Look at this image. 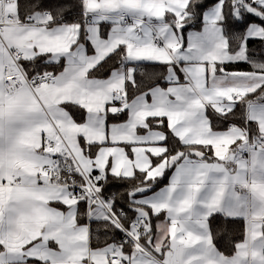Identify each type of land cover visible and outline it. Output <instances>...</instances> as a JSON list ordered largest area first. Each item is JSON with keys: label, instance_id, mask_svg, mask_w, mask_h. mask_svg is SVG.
<instances>
[{"label": "snow or ice", "instance_id": "6c2138e0", "mask_svg": "<svg viewBox=\"0 0 264 264\" xmlns=\"http://www.w3.org/2000/svg\"><path fill=\"white\" fill-rule=\"evenodd\" d=\"M0 264H264V0H0Z\"/></svg>", "mask_w": 264, "mask_h": 264}, {"label": "trees", "instance_id": "16d2710c", "mask_svg": "<svg viewBox=\"0 0 264 264\" xmlns=\"http://www.w3.org/2000/svg\"><path fill=\"white\" fill-rule=\"evenodd\" d=\"M252 47H257L258 45H251ZM163 186V185H162Z\"/></svg>", "mask_w": 264, "mask_h": 264}]
</instances>
